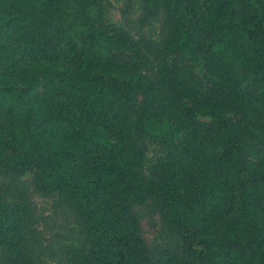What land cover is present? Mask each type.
Instances as JSON below:
<instances>
[{
	"label": "trees",
	"instance_id": "16d2710c",
	"mask_svg": "<svg viewBox=\"0 0 264 264\" xmlns=\"http://www.w3.org/2000/svg\"><path fill=\"white\" fill-rule=\"evenodd\" d=\"M103 1L0 0V264H46L30 188L63 264H264V0Z\"/></svg>",
	"mask_w": 264,
	"mask_h": 264
},
{
	"label": "rangeland",
	"instance_id": "374dc122",
	"mask_svg": "<svg viewBox=\"0 0 264 264\" xmlns=\"http://www.w3.org/2000/svg\"><path fill=\"white\" fill-rule=\"evenodd\" d=\"M105 18L114 27H124L132 33L133 22L141 15L140 0H104ZM203 121V119H200ZM147 158L151 162L161 153V144L153 139L147 140ZM3 179V178H2ZM20 183L30 188L31 172L24 171L18 177ZM8 179H5L7 182ZM36 206L40 218L39 229L42 233V257L46 264H63L60 249L67 239L76 237L77 224L71 212L57 205L56 198H42L33 189H28ZM141 230L147 244L152 247H161L164 240L161 233V219L152 210L141 208Z\"/></svg>",
	"mask_w": 264,
	"mask_h": 264
}]
</instances>
